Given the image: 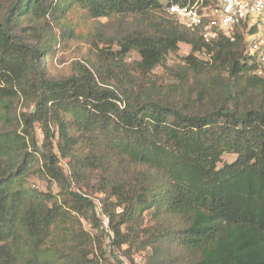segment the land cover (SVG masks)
Returning a JSON list of instances; mask_svg holds the SVG:
<instances>
[{
  "label": "trees",
  "instance_id": "trees-1",
  "mask_svg": "<svg viewBox=\"0 0 264 264\" xmlns=\"http://www.w3.org/2000/svg\"><path fill=\"white\" fill-rule=\"evenodd\" d=\"M169 2L15 0L4 15L0 127L19 97L33 109L17 119L21 131H0V264L93 263L95 243L81 227L67 253L56 247L59 231L84 211L108 235L115 258L129 245L151 250L145 264H264V75L246 53L245 29L207 43L169 14ZM76 4L91 19L133 15L155 26L122 36L116 51L99 53L100 64L50 76L42 62L53 65L56 39L44 28L35 43L24 42L17 28L28 19L59 20ZM181 45L191 48L184 61L193 73H207L203 53L218 76L227 74L224 102L208 112L190 110L181 87H162L150 76ZM132 51L140 56L135 69L125 63ZM227 154L236 159L225 162ZM38 158L58 196L27 187ZM95 171L103 199L73 188Z\"/></svg>",
  "mask_w": 264,
  "mask_h": 264
},
{
  "label": "rangeland",
  "instance_id": "rangeland-1",
  "mask_svg": "<svg viewBox=\"0 0 264 264\" xmlns=\"http://www.w3.org/2000/svg\"><path fill=\"white\" fill-rule=\"evenodd\" d=\"M15 0H0V22L4 15L11 7ZM160 19H166L165 15L161 12L155 15ZM61 25V26H60ZM67 28H65L64 26ZM154 27L152 22L144 21L139 16L126 15L116 16L112 18H100L91 19L89 13L82 5L72 6L61 19L56 21H37L34 19H28L17 28V33L21 36L24 42L35 43L36 32L45 31L52 35L56 44H53V49L56 51L53 65L46 66L45 62L42 65L50 76L58 77L60 75H66L72 71H75L79 65H92L100 64L97 57L102 51L112 49L117 50L116 43L124 35L135 29L146 30L148 27ZM68 33L62 37V31ZM191 48L187 45H181L177 53H171L164 66L156 68L151 73V78L162 87L179 86L183 89V93H187L191 96L190 103H192L190 110L198 113H205L218 107L224 102L223 92L221 90L222 85L225 83L227 74L223 76L217 75V66L211 63L210 57L206 54H198L200 60L206 63L204 69H207V73L198 75L192 72L186 64L184 59L190 54ZM140 61L138 52L132 51L125 59V63L131 65L132 69H135L137 63ZM263 77V75L261 76ZM181 94V93H180ZM182 95V94H181ZM252 97L248 102H255ZM244 104V103H242ZM33 109V104L27 101L23 97H19L13 103L11 112V121L4 126L1 125L2 130H18L21 131L23 126H18L17 121L22 113H29ZM36 135L39 139V143L42 144L43 136L39 126H36ZM55 152L58 154L55 147ZM224 161L231 163L236 159L235 155L227 154L224 156ZM66 159H60V166L64 169L66 174L69 175V166ZM42 162L41 158H38L29 170L26 177V185L31 191H38L42 193H51L58 196L59 187L54 181L45 178L41 173ZM92 173V172H91ZM97 175L99 172L95 171L84 184H80L81 188L73 184V188L77 189L95 199H103V195L97 190L95 186L97 183ZM74 215V225L64 226L58 233L56 247L67 253V251L74 245L72 240L74 236V229L80 227L87 233L90 240H94L95 253L89 256V259L93 261L91 264H131L132 261L135 264H145L148 257L151 255V250H137L136 247L130 248L129 245L122 246L121 249L116 250V255L112 256L110 251V239L108 235L97 228L92 226L90 215L84 211L82 214ZM146 222L149 219V214L145 213ZM57 234V233H56ZM56 236V235H55ZM54 236V237H55ZM99 248L102 251L98 250Z\"/></svg>",
  "mask_w": 264,
  "mask_h": 264
},
{
  "label": "built area",
  "instance_id": "built-area-1",
  "mask_svg": "<svg viewBox=\"0 0 264 264\" xmlns=\"http://www.w3.org/2000/svg\"><path fill=\"white\" fill-rule=\"evenodd\" d=\"M168 12L180 24L199 30L207 43L220 35L231 36L237 28L245 29L246 53L258 60L256 74L264 75V0H170ZM101 219L108 231V218L103 215Z\"/></svg>",
  "mask_w": 264,
  "mask_h": 264
}]
</instances>
